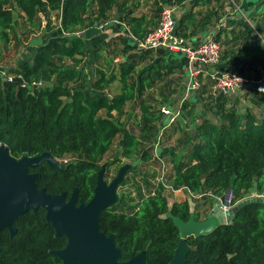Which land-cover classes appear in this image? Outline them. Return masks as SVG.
I'll return each instance as SVG.
<instances>
[{"label": "trees", "instance_id": "obj_1", "mask_svg": "<svg viewBox=\"0 0 264 264\" xmlns=\"http://www.w3.org/2000/svg\"><path fill=\"white\" fill-rule=\"evenodd\" d=\"M141 1L144 0H0L1 29L15 35L14 13L19 11L29 25L41 31L38 43L24 46L34 47L30 58L0 68V143L15 158L48 152L59 162L60 168L45 161L29 168L30 172H39L36 185L47 192L64 191L70 195L77 188L78 198L87 202L101 162L118 134L121 144L108 165L119 162L121 156L159 163L153 145L161 131L159 119L163 112L160 107H151V94L146 92L159 85L164 96L160 103H165L176 91L175 85L187 75V60L182 56L185 60L181 63L168 62L163 53H179L140 49L137 42L127 38L128 34L131 39H143L158 24L161 10L179 0H153L156 10L149 18L136 12ZM240 4L241 0H193V6L207 7L195 19L192 11L175 18V30L197 43L200 39L196 34L215 22L212 36L221 48L216 69L235 71L248 82L261 80L264 11L254 15L244 12L230 25L217 22L227 13L225 7L234 10ZM113 10L119 29L127 34L110 33L93 40L92 45L105 63L108 59L103 51L111 52L116 69L94 65L90 72L76 58L87 50L84 32L104 24L107 28L117 27L107 24ZM51 11L57 12L63 31L54 40ZM207 76L212 89L214 79ZM115 82L118 91L111 94L107 88ZM252 91V104L240 110L237 100L231 102L230 97L237 92L223 95L212 89L209 107L216 120L208 116L197 120L195 104L182 100V114L191 128L183 129L180 150L162 146L157 149L158 157L170 156L171 174L164 182H149L147 177L140 178L141 183L130 182L125 176L119 186L133 185L136 197L118 194L116 202L100 215L99 228L113 236L122 260L143 252V264L169 263L179 235L168 212L183 220L192 212L199 216L202 212L205 217L216 197L228 189L233 204L254 192L264 194V94ZM130 104L137 106L139 119L128 128V120L123 123L122 117ZM178 124L181 127L180 119ZM135 170L133 162L126 174ZM164 184L170 189H183L186 198L170 203ZM194 198L204 200L191 208ZM13 226L14 236L7 230L0 231V264L61 263L52 250L62 248L66 238L54 236L43 208L26 211L13 221ZM185 242L189 250L184 264H263L264 201L246 203L235 211L230 223L199 236H187Z\"/></svg>", "mask_w": 264, "mask_h": 264}, {"label": "water", "instance_id": "obj_2", "mask_svg": "<svg viewBox=\"0 0 264 264\" xmlns=\"http://www.w3.org/2000/svg\"><path fill=\"white\" fill-rule=\"evenodd\" d=\"M44 161L54 168L61 167L48 152L15 158L6 145L0 144V231L7 229L11 236L14 235L16 229L13 221L28 210L35 211L41 207L45 210V220L54 229V235L66 238L63 248L52 250L61 264H143V252L122 260L121 250L115 245L113 236L106 235L99 228L102 211L117 200V188L123 180L125 168H120L117 175L107 183L103 178L102 166L96 176L92 197L85 202L78 198L77 188L67 197L64 191L52 194L44 187H38L35 179L40 174L37 171L30 172L29 168H35ZM229 192V189L226 190L203 218L195 212L187 220L171 212L167 213L179 235L168 264H184L189 250L185 242L187 236H199L218 225L228 224L235 211L246 203L264 201V194L251 195L223 211L221 204L226 202Z\"/></svg>", "mask_w": 264, "mask_h": 264}, {"label": "rangeland", "instance_id": "obj_3", "mask_svg": "<svg viewBox=\"0 0 264 264\" xmlns=\"http://www.w3.org/2000/svg\"><path fill=\"white\" fill-rule=\"evenodd\" d=\"M151 1H141V5L137 9L138 14H144L146 18H149L150 16H153L154 11L156 10V5L152 3ZM174 7V15L176 20L181 16V14L186 13L187 11H192L193 13V19L198 17L203 10L207 7L206 5H197L193 6V0H179L175 4H173ZM225 10H227V13L219 19L217 22L220 24H231V16L237 13L236 11H233V9H230L225 7ZM161 13V12H160ZM110 20L107 22V24H115L114 28H107L106 24L101 25L99 27L90 28L87 29L84 33L86 35V47L87 50L84 54L77 55L76 58L79 60L81 64L86 65V68L91 72L94 65H103L107 70H110L111 67H114L116 69V65H114V61L111 60L112 53L109 51H103L106 58L108 59V62L105 63V59L98 57L94 53V46L92 45L93 40H96L99 37H106L107 34L115 33V32H121L122 30L118 27V20L116 19V12L113 10L110 12ZM15 31L16 34L14 35L9 30L1 29L0 28V68L4 66H13L20 62L21 60H25L30 58L34 54V47H27L24 49V46L26 44H36L39 42L41 38V31L40 29L29 25L27 20L25 19L24 15L20 13L19 11H15ZM51 21L53 24V30L51 32V39H56L60 34H63L60 22L57 18V12L51 11L50 13ZM160 14L157 18V23L159 21ZM230 18V19H229ZM229 19V20H228ZM190 22L192 20H189ZM216 22V23H217ZM118 23V24H117ZM177 24V23H176ZM191 27V23H188ZM216 27L215 22L211 23L208 28L206 29V33L203 36H199L196 34L197 38L201 39L203 37H206L210 35V33L214 32V29ZM212 31V32H210ZM123 34H127L126 30L123 29ZM127 38L130 41H133L130 36L127 34ZM116 41V40H115ZM118 48H121V45L117 42L116 45ZM157 53H163L158 52ZM165 54L168 62H183L184 58L176 57L177 55H169ZM179 56H182L179 54ZM185 60V59H184ZM67 63H70V61H67ZM3 74V73H0ZM176 74L174 73L172 75L173 78H175ZM187 75H183L182 80L179 81L178 84L175 85L176 91L168 98V100L165 103H160L161 100L164 99V96L160 94L161 88L159 85L148 89L146 93L151 94L152 100H150L151 107L153 109L160 107L161 112H163V115L159 119V128H160V136L158 138V144L157 147L162 146L163 148H171L173 150H176L178 152L180 150L179 139L182 137V131L184 128L189 130L191 128V125L188 124V118L183 117L182 110H181V103L184 98L188 99L190 102H193L195 104V115L196 119L199 120L201 117L208 116L214 120V110L212 107H209L210 101V94L212 95V89L210 84V79H208V76H200V82L201 85L199 89L196 91H188L186 88L187 85ZM178 80H174V82H177ZM46 84L50 85V83L46 82ZM206 85V87H203ZM260 86H264V77L261 80H251L248 83L244 84L243 88L239 90L235 95L230 96L231 102L234 100H237V103L240 107V110H243V108L247 105H251L252 101L251 98L254 97L253 91L255 89H259ZM204 90V91H203ZM107 91L111 94L118 91V83H112L108 88ZM167 90L164 91L166 93ZM262 95L264 94V91H261ZM229 97V98H230ZM212 98V97H211ZM254 109V108H252ZM182 114V115H181ZM139 119V110L137 106H134L133 104H130L126 107L125 114L122 117V122L125 123L126 120H128L126 126L129 128L130 126L136 124L137 120ZM178 119L181 120V127L178 124ZM138 128L135 127L134 131L137 133ZM121 144V137L120 134H118L112 145V149L104 156L102 160V164L104 166L105 163H108L114 158L115 152L119 149ZM155 145V144H154ZM69 157H67L68 159ZM165 164L161 165L160 163H155L151 160L143 161L140 158H136V156H133L132 158H125L121 156V160L114 165V167L110 171V175L105 177V181L108 182L111 180L112 174L116 172V170L120 167H124L125 171L133 164V162L136 164V170L134 172H128L126 174V179L130 182H138L141 180L142 177H147L149 182H155L158 180L159 176H169L171 174V168L172 164L170 162V156L167 155L163 158ZM125 173V172H124ZM114 176V175H113ZM128 181V182H129ZM166 195L168 196V200L170 203L173 201H181L184 198H186V193L183 189H176L172 191L170 188H166ZM118 194H124L128 195L130 197H136L137 191L135 187L129 183L118 186L117 188ZM203 198H194L193 201H191V208L194 207L196 203H199L203 201ZM201 218H203V214L201 212L200 215Z\"/></svg>", "mask_w": 264, "mask_h": 264}, {"label": "built area", "instance_id": "obj_4", "mask_svg": "<svg viewBox=\"0 0 264 264\" xmlns=\"http://www.w3.org/2000/svg\"><path fill=\"white\" fill-rule=\"evenodd\" d=\"M176 21L174 15V7L166 6L161 10L158 24L155 28L147 33L141 40H134L137 42L138 48H150L155 50H167L181 54L187 60L185 70L187 72L188 91H195L199 89L201 82L200 76L209 75L214 79L212 89L223 95H232L238 92L243 85L248 82V79L239 75L235 71H221L216 69V64L220 58V45L213 39L212 35L200 39L197 43L189 38H185L176 33ZM160 136V134H159ZM158 136V138H159ZM1 144V143H0ZM153 149L158 162L164 165L165 162L162 157H158V140L154 143ZM159 181L164 182L165 177L159 176ZM166 188L169 185L164 184ZM174 191L175 189H171ZM207 194L212 195L211 192ZM252 195H259L255 192ZM195 197H201L202 194H195ZM219 197H216V200ZM234 204L231 200V192H229L226 202L221 204L223 211L229 210Z\"/></svg>", "mask_w": 264, "mask_h": 264}, {"label": "crops", "instance_id": "obj_5", "mask_svg": "<svg viewBox=\"0 0 264 264\" xmlns=\"http://www.w3.org/2000/svg\"><path fill=\"white\" fill-rule=\"evenodd\" d=\"M233 11H236L237 13H235V16L232 15L231 19L229 18L232 23L240 15H245L244 12H247L249 15L250 14L254 15L258 11H264V0H241V4L239 6H237ZM210 32H212V31H210ZM205 33H206V30L200 31L198 35L203 36ZM210 35H212V33H210ZM203 38H205V37H203ZM176 57L184 58V57L179 56V55H177Z\"/></svg>", "mask_w": 264, "mask_h": 264}, {"label": "flooded vegetation", "instance_id": "obj_6", "mask_svg": "<svg viewBox=\"0 0 264 264\" xmlns=\"http://www.w3.org/2000/svg\"><path fill=\"white\" fill-rule=\"evenodd\" d=\"M103 166V164L101 165V167ZM114 167V165L112 164V165H108L107 163H105L104 164V172H103V178H104V180H105V177L106 176H108V175H110V171H111V169ZM119 169H120V167L116 170V172H114L113 174H112V177H111V179L112 178H114L116 175H117V173H118V171H119ZM99 171V170H98ZM126 172H127V169H126V171H125V173H124V175H123V179H124V177L126 176ZM98 173V172H97ZM114 175V176H113ZM110 181H108L107 183H109ZM120 185V184H119ZM118 185V186H119ZM117 196H118V193H117ZM67 197H69V195H67ZM209 210V209H208ZM3 230H7V229H3ZM2 231V230H1ZM8 231V230H7ZM9 232V231H8ZM15 234H16V232H15ZM14 234V235H15ZM14 235H12V236H14ZM11 236V235H10ZM55 236V235H54ZM56 237V236H55ZM61 237V236H60ZM66 244V243H65ZM65 246V245H64ZM63 246V247H64ZM62 247V248H63ZM60 249V248H59ZM61 264V263H60Z\"/></svg>", "mask_w": 264, "mask_h": 264}, {"label": "clouds", "instance_id": "obj_7", "mask_svg": "<svg viewBox=\"0 0 264 264\" xmlns=\"http://www.w3.org/2000/svg\"><path fill=\"white\" fill-rule=\"evenodd\" d=\"M259 92L264 91V86H260L258 89Z\"/></svg>", "mask_w": 264, "mask_h": 264}]
</instances>
